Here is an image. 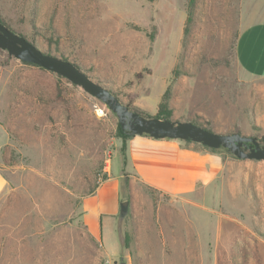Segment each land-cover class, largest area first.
<instances>
[{
    "label": "rangeland",
    "instance_id": "1",
    "mask_svg": "<svg viewBox=\"0 0 264 264\" xmlns=\"http://www.w3.org/2000/svg\"><path fill=\"white\" fill-rule=\"evenodd\" d=\"M0 19L143 115L166 94L170 120L261 136L264 79L235 43L264 0H195L190 19L188 0H0ZM123 144L105 104L0 49V264H264V161L216 149L215 178L167 192L130 173ZM112 177L128 209L95 236L83 200Z\"/></svg>",
    "mask_w": 264,
    "mask_h": 264
},
{
    "label": "crops",
    "instance_id": "2",
    "mask_svg": "<svg viewBox=\"0 0 264 264\" xmlns=\"http://www.w3.org/2000/svg\"><path fill=\"white\" fill-rule=\"evenodd\" d=\"M235 57L247 74L264 79V21L241 27L236 38ZM256 126L254 132L264 135V117H257ZM125 158L131 174L167 192L186 191L197 182L212 180L224 166V158L219 152L195 143L137 135L126 141ZM5 185L6 180L0 173V194ZM119 203L116 177L109 178L83 200V218L92 235L102 234L103 220L117 214Z\"/></svg>",
    "mask_w": 264,
    "mask_h": 264
},
{
    "label": "water",
    "instance_id": "3",
    "mask_svg": "<svg viewBox=\"0 0 264 264\" xmlns=\"http://www.w3.org/2000/svg\"><path fill=\"white\" fill-rule=\"evenodd\" d=\"M0 49L21 62L36 65L63 77L83 91L101 101L116 115L120 128L132 135H147L154 139L189 141L211 149H226L239 159L264 161V147L257 137L240 133L222 134L209 130L192 121L165 120L156 116H144L129 109L104 84L91 78L70 60L47 53L15 33L0 21ZM250 148L245 151L246 144ZM243 147V148H242ZM128 200L120 201V216L128 209Z\"/></svg>",
    "mask_w": 264,
    "mask_h": 264
},
{
    "label": "trees",
    "instance_id": "4",
    "mask_svg": "<svg viewBox=\"0 0 264 264\" xmlns=\"http://www.w3.org/2000/svg\"><path fill=\"white\" fill-rule=\"evenodd\" d=\"M194 3H195V0H188V12H189V19H190V16H191V13H192V10L194 8ZM0 21L3 23V21L0 19ZM4 24V23H3ZM5 25V24H4ZM6 26V25H5ZM8 27V26H7ZM9 28V27H8ZM11 29V28H9ZM12 30V29H11ZM14 31V30H13ZM15 33L19 34V35H22L16 31H14ZM24 36V35H23ZM25 37V36H24ZM26 38V37H25ZM27 40H29L30 42H32L33 44L34 41L31 40V39H28L26 38ZM49 53V52H47ZM61 58L63 59H67L65 57H62ZM68 60V59H67ZM74 63V62H73ZM76 64V63H75ZM77 65V64H76ZM78 66V65H77ZM112 92V91H111ZM113 93V92H112ZM114 94V93H113ZM129 109L135 111V112H138L139 114L143 115L142 113H140L139 111L133 109L130 107V105H127L125 104ZM170 115H171V111L170 109L168 108L167 104H166V94L163 96L162 98V101L160 102L159 106H158V112L157 114L155 115L156 117H159V118H162V119H165V120H169L170 121ZM144 116H149V115H144ZM194 124H197L196 122H193ZM197 125H200L202 127H204L202 124H197ZM206 128V127H205ZM208 129V128H207ZM210 130V129H209ZM118 133H119V136L122 138L124 144H123V150L125 152V146H126V141L131 137V135L127 132V131H124L120 128L119 124H118ZM260 143H261V146L264 147V135H261L260 137H258ZM184 142H189V141H184ZM206 147V146H204ZM208 148V147H206ZM209 150H212V151H216V149H211L209 148ZM125 155V153H124Z\"/></svg>",
    "mask_w": 264,
    "mask_h": 264
},
{
    "label": "flooded vegetation",
    "instance_id": "5",
    "mask_svg": "<svg viewBox=\"0 0 264 264\" xmlns=\"http://www.w3.org/2000/svg\"><path fill=\"white\" fill-rule=\"evenodd\" d=\"M254 137H257V136H254ZM257 138H258V137H257ZM242 148H243V147H242ZM249 148H250V144L247 143L246 146H245V148H244V150L247 151Z\"/></svg>",
    "mask_w": 264,
    "mask_h": 264
}]
</instances>
